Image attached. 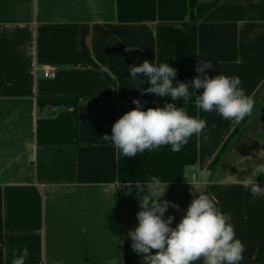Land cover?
<instances>
[{
	"label": "crops",
	"instance_id": "obj_1",
	"mask_svg": "<svg viewBox=\"0 0 264 264\" xmlns=\"http://www.w3.org/2000/svg\"><path fill=\"white\" fill-rule=\"evenodd\" d=\"M196 56L212 61L209 76L241 79L250 116L233 123L197 109L203 89L190 88L187 104L142 95L147 77L140 89L129 77L148 60L190 83ZM133 99L144 110L175 103L208 127L180 152L124 157L101 137ZM262 168L264 0H0V264L25 247V264H144L128 232L146 194L137 185L152 177L168 183L161 199L179 205L165 213L173 227L194 193L208 194L232 213L240 264H264V197L240 183L264 187Z\"/></svg>",
	"mask_w": 264,
	"mask_h": 264
},
{
	"label": "clouds",
	"instance_id": "obj_2",
	"mask_svg": "<svg viewBox=\"0 0 264 264\" xmlns=\"http://www.w3.org/2000/svg\"><path fill=\"white\" fill-rule=\"evenodd\" d=\"M134 49L127 47L126 51ZM206 69L214 70L212 61L199 58L196 72L200 75L193 77L190 83L176 81L177 69L168 62L157 65L144 60L142 64L131 65L128 72L137 89L145 83L138 76L143 74L147 77L146 82L150 86L141 90L142 95L154 94L187 104L191 99L190 88L194 92L203 89L200 95L195 94L197 109L215 111L233 123L250 116L255 102L241 87V79L222 74L209 76ZM133 103L136 107L114 122L111 135L101 137L127 158L165 145H170L173 153L180 152L189 138L201 135L208 127L205 119L188 115L185 107H177L175 103L146 110L140 100L133 99ZM212 127H216L215 122ZM261 173H264V168ZM240 183L253 196L264 197V187L256 179L246 177ZM144 186L146 194L139 198L140 211L136 216L138 225L128 232L132 249L143 257L144 264H194L198 260H202L203 264H240L245 245L236 238L232 213L221 211L215 197L193 192L185 214L173 227L175 217L168 215L165 219V213L169 207L179 210V205L161 199L168 183L163 184L160 179L152 177L148 183L139 184L137 188L145 191ZM148 193L154 194V198ZM28 256L27 247L19 255L14 251L12 264H25Z\"/></svg>",
	"mask_w": 264,
	"mask_h": 264
},
{
	"label": "built area",
	"instance_id": "obj_3",
	"mask_svg": "<svg viewBox=\"0 0 264 264\" xmlns=\"http://www.w3.org/2000/svg\"><path fill=\"white\" fill-rule=\"evenodd\" d=\"M44 75H45V77H55L56 76V71L55 70H53V69H45L44 70Z\"/></svg>",
	"mask_w": 264,
	"mask_h": 264
}]
</instances>
